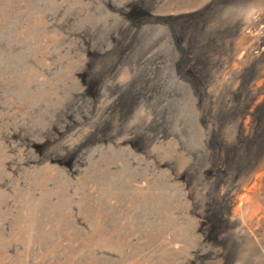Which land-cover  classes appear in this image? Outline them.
<instances>
[{
  "label": "rangeland",
  "instance_id": "obj_1",
  "mask_svg": "<svg viewBox=\"0 0 264 264\" xmlns=\"http://www.w3.org/2000/svg\"><path fill=\"white\" fill-rule=\"evenodd\" d=\"M0 264H264V0H0Z\"/></svg>",
  "mask_w": 264,
  "mask_h": 264
}]
</instances>
